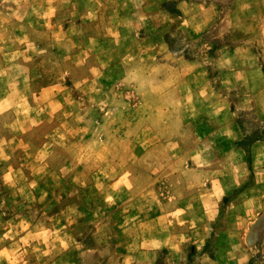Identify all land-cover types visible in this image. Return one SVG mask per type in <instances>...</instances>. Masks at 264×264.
Wrapping results in <instances>:
<instances>
[{"label":"rangeland","instance_id":"obj_1","mask_svg":"<svg viewBox=\"0 0 264 264\" xmlns=\"http://www.w3.org/2000/svg\"><path fill=\"white\" fill-rule=\"evenodd\" d=\"M0 264H264V0H0Z\"/></svg>","mask_w":264,"mask_h":264}]
</instances>
